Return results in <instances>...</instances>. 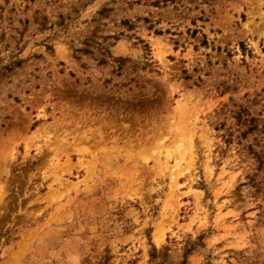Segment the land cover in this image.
I'll return each instance as SVG.
<instances>
[{
    "label": "rangeland",
    "instance_id": "rangeland-1",
    "mask_svg": "<svg viewBox=\"0 0 264 264\" xmlns=\"http://www.w3.org/2000/svg\"><path fill=\"white\" fill-rule=\"evenodd\" d=\"M0 264H264V0H0Z\"/></svg>",
    "mask_w": 264,
    "mask_h": 264
}]
</instances>
